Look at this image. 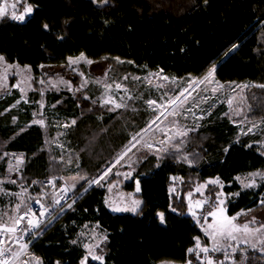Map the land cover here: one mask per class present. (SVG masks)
Masks as SVG:
<instances>
[{
	"label": "trees",
	"instance_id": "trees-1",
	"mask_svg": "<svg viewBox=\"0 0 264 264\" xmlns=\"http://www.w3.org/2000/svg\"><path fill=\"white\" fill-rule=\"evenodd\" d=\"M25 3L32 11L23 21L0 18V56L8 64L27 66L36 74L39 66L62 65L67 58L83 54L89 60L105 59L108 63L119 58L124 73L153 71L171 79L199 78L215 68L213 78L220 83L249 84L246 117L264 118V0ZM60 98L54 95L50 101ZM14 100L7 97L0 101V139L6 153L24 158L18 182L29 187L36 195L34 199L45 191V200L47 190L43 183L65 171L45 149L41 127L28 125L18 129L11 123L13 115H1ZM56 108L75 120L74 126L67 129L64 142L75 154L76 175L88 180L96 178L124 148L130 135L140 131L147 121L145 114L137 111L128 115L130 118L123 125L114 114L91 108L90 101L83 99L79 104L69 96ZM19 118V123L24 124L30 120L27 114ZM257 140L255 136H240L225 117L205 118L160 158L148 155L135 169L133 179L123 185L130 192L133 180L138 181V211L110 212L105 204V185L100 182L87 186L84 180L75 189L74 194L79 197L39 231L31 252L40 264H80L87 257L81 234L85 227L94 225L103 233L97 253L103 257V264H184L189 260L193 264L196 257L188 249L194 248L196 238L204 240L181 195L169 193L173 178L180 182V193L193 181L219 178L221 191L227 197L224 207L228 216L264 208L259 197L264 193V181L256 191L243 190L236 181L240 175L264 172V155ZM2 162L0 158L1 172ZM4 188L16 190L14 185ZM6 200V195L0 193V209ZM25 202L30 205L32 201ZM158 213L164 214L163 224ZM86 264L101 261L87 257Z\"/></svg>",
	"mask_w": 264,
	"mask_h": 264
},
{
	"label": "rangeland",
	"instance_id": "rangeland-1",
	"mask_svg": "<svg viewBox=\"0 0 264 264\" xmlns=\"http://www.w3.org/2000/svg\"><path fill=\"white\" fill-rule=\"evenodd\" d=\"M6 2H8V0H0V7H4L6 10L4 16H8L12 19L13 12L17 15L23 13V10L18 8L26 5L25 0L10 1V6L15 4V8H11ZM95 3L97 5L103 4L102 2ZM8 7L11 9H8ZM26 14L27 13H23L24 18L27 16ZM80 56L81 55L70 58L77 59ZM87 60L89 59L79 60L78 63L70 65L69 58H67L62 65L39 66L36 74H33L31 69L27 66L8 64L5 61H0V101L3 98L7 99V97L15 98L10 106L4 108L1 115L7 113L13 115L11 123L17 126L18 129H23L28 125H37L41 127L45 132V149L52 154L53 160L61 164L65 171L64 174L50 176L46 181L57 178L55 179L56 182H62L67 185L75 183V189L84 181L81 179L84 176L76 175L75 168L78 163L74 160L75 154L71 148L65 146L66 143L64 142V135L67 129L74 126V124H72L74 119L61 114L56 108L66 96L74 98L79 104H82L83 99L90 101L91 108H96L97 110L101 109L102 112L105 111L106 113L114 114V118L123 125L128 122V118H130L128 115L132 116L134 112L142 111L147 121L140 129L145 128L148 122L160 111H163L167 117V119H165V116H162L161 120L157 121L159 127L153 125L155 131H150L145 137V139L152 144V148H146L143 144L137 145V147L133 148L119 164L112 167L117 155L96 177L98 178L106 169L111 167V172L100 182L105 185V204L112 213L120 214L128 212L134 214L138 211L141 203L138 206L133 203L135 200L140 201L137 197L139 192L137 191L138 181L136 179L133 180L134 188L132 191L127 192L123 189V185L133 179V173L137 166L143 162L148 155L160 158L163 154L170 151L171 148H175L177 142L183 141V138L186 136L178 135V133L187 132L188 134L193 129H197L199 123L210 116L216 117L220 115L221 117H225L238 129V134L240 136L250 135L257 137L258 140L256 141V145L260 147L264 155V118L250 120L246 117V109L248 108L246 106V88L249 87V84L235 82L217 83L213 77L211 78V82L205 81L204 84H200L198 87L196 84H193L192 88H189L191 95L185 93L187 100L181 97V101L184 102L180 105L175 115H169L167 108L157 109L156 112H153L152 107L155 106L153 105L150 107L147 104V100L152 99L158 101V103H164V100L167 99V97H163L162 99L164 93L171 90L172 94H175L181 89L187 88L192 81H199L205 75L199 78L188 79H171L168 77L169 79L165 80L163 79L165 75L159 72L145 71L140 74L124 73L121 66L122 61L119 59L114 60L113 63H108L105 59L97 61L91 60L93 61L91 64H88ZM5 69H7L6 72ZM81 73H83V75H81ZM126 76L128 79H124ZM133 77H140L141 79L134 80ZM61 80L69 83H59ZM40 81H44V83ZM117 83L121 85L120 89L116 88ZM106 84H110L111 88H106ZM220 85H223V87ZM213 88L216 89L215 92L212 91ZM77 89H79V91ZM202 89L207 90L202 91ZM54 95H60L61 98L58 101L51 102L50 98ZM129 95H131L133 99L129 100ZM121 97L123 99H121ZM109 98L115 103L127 104L128 107L115 108L114 103L111 102L105 104L104 101ZM17 101H19V103H17ZM229 101H231L230 104ZM41 104H43V107H41ZM53 105H55V107H53ZM133 108H135L136 111H133ZM188 109H191V111H188ZM39 113H43V115L41 116ZM25 114L30 117L28 124L19 123V117H23ZM99 117L101 118V115L98 116V119H100ZM41 119L44 120L43 125L33 123L34 120ZM161 121L163 122L161 123ZM171 121H175V124L170 125ZM66 124L70 126L64 127ZM160 129H163V132H161ZM249 129L251 130L249 131ZM131 135L129 140L131 139ZM169 137H171V139H169ZM127 144L128 142L126 145ZM157 149H159V151H157ZM123 150L124 148L119 153ZM0 153L1 159H3L2 163L4 164V171H0V193L7 197L5 206L0 209V214L6 213L7 215L4 216V219L7 220L9 215L15 214L16 204L22 201L25 202L29 197H32L34 200L36 195L34 196L30 192L31 190H29V187L22 185L17 180L20 178V170L24 163L23 156L16 153H6L1 139ZM20 158H22V163L19 162ZM129 165L131 166L129 167ZM117 173H119V175H117ZM252 173L264 175L262 171H255L236 177V181L241 189L256 191L260 183L264 181L260 176L253 177L251 175ZM216 179L217 178H210L203 181H193L192 185L190 184L191 186H188V189L185 187V191L180 193V182L175 178L173 179V185L169 187V193H176V196L181 195L183 201L187 205V213L196 222V218L189 212V204L192 206V212L196 213V217H200L202 211L207 210L209 204L217 199L223 202L221 206L224 207L227 197L221 191V183H208V181ZM11 180H15L16 183H11ZM242 181L244 183H252L255 181V186L245 188ZM4 185H14L16 190L5 189ZM201 185H204V187H200ZM198 187L200 189L199 191H197ZM72 191L75 193V190ZM17 193L19 197L16 195ZM189 193H192L191 197H189ZM44 195L45 191L43 193V196ZM259 197L260 200L264 199V193ZM32 199L29 200L33 201ZM197 200L207 202L202 205H197ZM115 207L128 209L135 207L136 211H113L112 209ZM234 215H238V219L235 221V223L238 224H243L256 218V223L249 225L252 229L258 228L261 224H264V208L241 210ZM211 219L212 218L209 217V222H211ZM201 223H203V221H201ZM196 224L204 240V242H201V245L203 246L206 244L211 248L212 243L202 231L201 224L197 222ZM204 227H207V225L205 224ZM234 235L236 236L235 240L225 241V251L229 254V259H225L223 252L209 253V255L213 257L214 264L216 260H221L224 264H234V262L235 264H264V229H261L259 232H238ZM81 237L84 240V247L85 245L88 246L87 248L85 247L87 250V257L92 258L89 252H91L92 255H97L103 239V233L100 232L96 226L89 225L85 227ZM190 237L195 239L192 235H190ZM245 241H247V243H245ZM228 244H230L231 247H227ZM178 245L179 244L176 243V246ZM195 245L196 239L194 248ZM253 245L255 247H253ZM234 249L236 250L235 252L233 251ZM196 251L199 250L197 249ZM200 255L201 258H203L204 254L201 253ZM31 260L36 262L35 259L31 258ZM161 264L175 263L163 262ZM184 264H187V262ZM193 264H200V262L196 259V262ZM205 264H207L206 261Z\"/></svg>",
	"mask_w": 264,
	"mask_h": 264
},
{
	"label": "snow or ice",
	"instance_id": "snow-or-ice-1",
	"mask_svg": "<svg viewBox=\"0 0 264 264\" xmlns=\"http://www.w3.org/2000/svg\"><path fill=\"white\" fill-rule=\"evenodd\" d=\"M93 2L95 3L96 0H93ZM108 2V0H102V3L106 4ZM13 8L16 7L15 4L12 5ZM32 11L31 6H26L23 9V13H30ZM20 14L17 15L15 12L12 13V19L14 20H20L23 21L24 19V15ZM6 14V10L4 7H0V17H3ZM45 29H47V25L44 26ZM86 58L83 56V54H81V56L77 59H72L69 58V64H76L78 63L79 60H85ZM119 59V58H117ZM0 61H4V57L0 56ZM88 64L93 63V61L91 60H87ZM129 63H131L129 61ZM11 67V66H10ZM43 67V66H41ZM7 71V69H5V72ZM215 72V68H212L211 70L208 71V73L199 81H192L191 83H189L187 88H183L181 89L179 92L172 94V91L169 90V92L164 93L162 96L163 97H167L166 100H164V103H158V101L156 100H152L149 99L147 100V104L151 107V106H155L152 107V111L156 112L157 109H161V108H167L168 109V114L169 115H175L177 110L180 108V105L184 102L181 101V97H184L185 100H187V97L185 96V93H189V95H191V93L189 92V88H192L193 84H196V86L198 87L200 84H204L205 81H209L211 82V78L213 77V74ZM81 75H83V73H81ZM6 78V77H5ZM124 79H128V77H124ZM134 80H140V77H133ZM163 79L167 80L169 79L168 77H163ZM41 83H44V81H40ZM59 83H69V82H65L63 80H61ZM217 83H219L217 81ZM18 86V85H17ZM221 87H223V85H220ZM106 88H111L110 84H106L105 85ZM261 87H264V85H262ZM116 88L120 89L121 85L119 83L116 84ZM79 91V89H77ZM207 89H202V91H206ZM213 92L216 91L215 88L212 89ZM87 98V97H85ZM138 98V97H137ZM121 99H123L121 97ZM128 99L131 100L133 99V97L131 95L128 96ZM114 103V107L115 108H121V107H125L127 108L128 105L127 104H120V103H115L114 101L111 100V98H109L108 100H105L104 103ZM17 103H19V101H17ZM231 103V101H229V104ZM41 107H43V104H41ZM53 107H55V105H53ZM112 110V109H109ZM133 111H136L135 108L132 109ZM188 111H191V109H188ZM39 115H43V113H39ZM165 116V113L163 111L158 112V114L151 119L147 126L143 129H141L139 132H136L134 134L131 135V139L128 141V144L124 146V150L118 154L115 163L112 165V167H115L116 164H119L121 160L124 159L125 156L128 155V153H130L132 151L133 148H136L137 145L143 144L144 147L146 148H152V144L149 143L145 137L146 135L150 132V131H155V129H153V125H157V127H159V125L157 124V121L161 120V117ZM165 119H167V117L165 116ZM163 121H161L162 123ZM33 123H37L40 125L44 124V120H34ZM72 124H75V120L72 121ZM175 121H171L170 125H174ZM70 125H64V127H69ZM161 132H163V129H160ZM251 129H249L250 131ZM178 135H187V132H181L178 133ZM169 139H171V137H169ZM163 142V141H162ZM157 151H159V149H157ZM227 151V150H226ZM2 158V157H0ZM19 162L22 163V158L19 159ZM131 165H129L130 167ZM11 170V169H10ZM111 172V167L106 169L102 175H100L98 178H94L92 180H88V178L86 176L82 177L81 179L85 180L87 182V184L89 186L93 185V184H100L101 180H104V178L108 175V173ZM117 175H119V173H117ZM253 177L255 176H260L261 179H264V175L260 174V173H252L251 174ZM55 179L57 178H53V180L49 181V184L52 185L53 188H56V184H55ZM75 179V178H74ZM175 179V178H173ZM239 179V178H238ZM11 183L15 184L16 181L15 180H11ZM219 182V178H217L216 180H210L208 181V183H218ZM35 183V182H34ZM243 183V186L245 188L248 187H253L255 186V181H253L252 183ZM47 186V185H45ZM103 186V185H100ZM75 183H73L72 185H67L65 184L64 186L59 187L57 193L53 196H50V200L52 201L51 204H45L42 201L44 200V196L41 195L39 199L35 200L36 204L40 205V208L42 209L41 212H39V214L37 215L36 212L33 211L31 205H29L26 202H21L16 204L15 207V214L13 215H9L8 219L5 220L4 216L7 215L5 214H0V235L4 234V233H12V234H16V233H22L24 236L28 235L30 232L33 231V229L35 228H39L40 227V219L39 217H44L46 214L50 220L52 212L50 211L51 208H53L56 205H60V210L63 211V205H61V200H67L70 197L68 196V192L69 190H75ZM200 187H204V185H201ZM111 190V189H109ZM199 187L197 188V191H199ZM84 191H87V188L84 189ZM137 191H139V183L137 182ZM60 193H63V195H60ZM19 197V194H16ZM189 197H191L192 193L188 194ZM29 199H32V197H29ZM75 202V201H73ZM205 202H201L199 200L196 201L197 205H202ZM133 203L135 205H139L141 202L139 200H135L133 201ZM261 204H264V199H262L260 201ZM223 204L222 201H219L218 199L216 201H213L212 203L209 204V207L207 210L202 211L201 216L200 217H196V213L192 212V206L191 204H189V212L190 214L196 218V222L198 224H201V228L202 231L204 232L205 236L208 237V239L211 241L212 243V247L209 248L206 244L205 245H201V241L199 238H196V245L195 248H189L188 249V253L190 255L194 254L196 259L200 262V264H205V261L207 262V264H214V260L213 257H211L209 255V253H216V252H223L225 259H229V254L227 253V251H225V241H230V240H235L236 236L234 235L235 233L238 232H251V231H256L259 232L261 231V229H264V224H261L260 227L252 229L250 228V224H255L256 223V218H253L251 221L245 222L243 224H238L235 223V221H237L238 219V215H234V216H228L226 215V209L224 207H222L221 205ZM69 208L72 206L71 204L67 205ZM21 209H23V211H21ZM113 211H128L131 210L133 212L136 211V208L133 207L131 209L128 208H119V207H115L112 209ZM173 211H175V209H173ZM250 211V210H249ZM246 214V213H244ZM158 216L160 218V222L163 224L165 222L164 220V214L163 213H158ZM36 217L35 222L33 220V218ZM209 217H211V222H209ZM201 221H203V223H201ZM22 222H24V226L21 227ZM207 225V227H204V225ZM22 239L21 235H17L15 242L17 244H19V247L21 249L20 252H13L11 248L5 249L3 247H0V264H11V261L13 258L18 259L20 257V255L23 254V250L27 249L28 245L27 243H20ZM106 239V237H105ZM245 243H247V241H245ZM5 244V240L3 238H0V245H4ZM98 246V245H97ZM85 247L87 248L88 246L85 245ZM227 247H231L230 244L227 245ZM253 247H255L253 245ZM199 251H196V250ZM6 251L11 253V255L6 257ZM234 252L236 251L235 249L233 250ZM201 253L204 254L203 258H201ZM89 255L92 256V259L94 260H99L101 261V264H103V257L99 256V255H92L91 252H89ZM32 259H35L37 264H40L39 262V258L36 257H32ZM87 261V257H85V259L81 262V264H86ZM23 264H28V261H24ZM187 264H192V261L189 260L187 262ZM215 264H224L223 261L221 260H216ZM235 264V262H234Z\"/></svg>",
	"mask_w": 264,
	"mask_h": 264
},
{
	"label": "built area",
	"instance_id": "built-area-1",
	"mask_svg": "<svg viewBox=\"0 0 264 264\" xmlns=\"http://www.w3.org/2000/svg\"><path fill=\"white\" fill-rule=\"evenodd\" d=\"M14 20V19H13ZM15 21H20V20H15ZM56 188H53L51 184H49V181H45L44 182V187L47 190V194L45 197V200L42 201L43 203L47 204H51L52 201L50 200V196H53L57 193L59 187L64 186L65 184L62 182H56ZM47 185V186H45ZM60 195H63V193H60ZM68 196L70 197L69 199L65 200H61V205H63V211L60 210V205H56L53 208L50 209V211L52 212L51 218L49 220L47 214L44 217H39L41 223H40V227L39 228H35L33 229L32 232H30L28 235L24 236L22 233H16V234H12V233H4L2 235H0V238H3L5 240V244L4 245H0V247H3L5 249L11 248L13 252H20L21 249L19 247V244H17L15 242L16 236L17 235H21L22 239L20 241V243H27L28 247L27 249L23 250V254L20 255V257L18 259L13 258L11 261V264H23L24 261H28V264H37V262H34L31 260L32 257H34L33 253L31 252V245L34 242V240L36 239V237L39 234V231L42 228H45L47 226H49L60 214H62L64 211H66L69 207L67 206L68 204L73 205V201H76V199L79 197V195H75L73 193L72 190H69L68 192ZM38 199V198H36ZM34 199L31 202V207L33 209L34 212L37 213V215L39 214V212L42 211V209L40 208L39 204L35 203ZM36 217L33 218L34 222H35ZM24 226V222H22L21 227ZM11 255V253L6 251V257Z\"/></svg>",
	"mask_w": 264,
	"mask_h": 264
},
{
	"label": "crops",
	"instance_id": "crops-1",
	"mask_svg": "<svg viewBox=\"0 0 264 264\" xmlns=\"http://www.w3.org/2000/svg\"><path fill=\"white\" fill-rule=\"evenodd\" d=\"M10 1H13V0H8V2H6L7 4H9V6H10ZM5 4V3H4ZM26 6H30V5H28V4H26L24 7H26ZM11 8H12V6H10ZM10 7H8V9H11ZM20 7V6H19ZM24 7H20V8H18V9H24ZM30 13H27L26 15L28 16ZM161 263H163V262H160V263H158V264H161ZM171 263H174V262H171ZM175 264H179V263H175Z\"/></svg>",
	"mask_w": 264,
	"mask_h": 264
}]
</instances>
